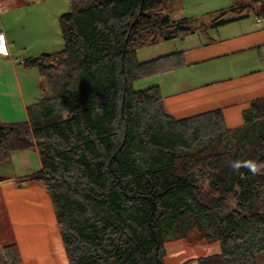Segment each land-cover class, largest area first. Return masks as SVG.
I'll list each match as a JSON object with an SVG mask.
<instances>
[{
    "label": "trees",
    "instance_id": "1",
    "mask_svg": "<svg viewBox=\"0 0 264 264\" xmlns=\"http://www.w3.org/2000/svg\"><path fill=\"white\" fill-rule=\"evenodd\" d=\"M70 1L64 49L24 62L48 90L27 120L0 121V163L39 153L41 168L22 179L47 189L69 264H164L165 243L191 230L219 243L199 264H264V167H244L264 166V97L235 128L221 109L177 118L159 87L134 88L186 64L183 51L138 57L198 30L171 18L176 0ZM251 11L264 14V0L233 5L210 25ZM0 264H23L16 242L0 243Z\"/></svg>",
    "mask_w": 264,
    "mask_h": 264
},
{
    "label": "crops",
    "instance_id": "2",
    "mask_svg": "<svg viewBox=\"0 0 264 264\" xmlns=\"http://www.w3.org/2000/svg\"><path fill=\"white\" fill-rule=\"evenodd\" d=\"M57 6L56 0H0V32L8 49L6 54L0 52L3 121L27 120L28 105L46 92L45 77L39 71L35 75L24 62L52 48L55 22L60 26ZM208 27L207 34L196 30L183 40L160 42L174 44L157 56L183 51L186 64L140 79L144 87L138 89L159 87L167 112L177 118L221 109L226 125L239 127L243 111L253 100L264 97V14L251 11ZM1 45L4 48L3 41ZM40 168L36 149L13 151L9 162L0 163L6 220L23 264H69L47 189L38 181L22 179Z\"/></svg>",
    "mask_w": 264,
    "mask_h": 264
},
{
    "label": "rangeland",
    "instance_id": "3",
    "mask_svg": "<svg viewBox=\"0 0 264 264\" xmlns=\"http://www.w3.org/2000/svg\"><path fill=\"white\" fill-rule=\"evenodd\" d=\"M58 2V6L56 10L59 12L60 17L63 14H66L70 10L71 1L70 0H56ZM249 0H176L172 2H168V10L167 12L170 14L171 18L174 20H179L184 17H191L192 25H197L198 30H202L203 33L207 34V29L210 26L209 24L212 20L218 15L221 14L223 10H219L216 12L213 9H228L233 5H236L239 9L241 6L246 5ZM232 4V6H228ZM216 5L213 8L212 6ZM228 6V7H227ZM212 7V8H210ZM226 7V8H225ZM225 11V10H224ZM231 14V12L227 13L225 16ZM207 23V27H203L202 24ZM55 32H54V41L52 43V48H48L47 53L58 52L64 49L65 42L63 37V32L61 25L59 26L57 22H55ZM207 28V29H206ZM207 32V33H206ZM50 36V35H49ZM204 37V35H203ZM173 41V40H170ZM163 45L160 43L158 46H150L143 48L139 51L138 55L141 60L152 59L157 57V55L161 54L163 51H167V47H172L173 42H169ZM172 49V48H171ZM19 65V64H18ZM35 75L38 74L37 67H32ZM37 68V69H35ZM38 76V75H37ZM137 80L134 82V88L139 90L138 88L144 87L142 82ZM45 90H48V83L45 78L44 81ZM41 97V94L40 96ZM9 121H20V120H9ZM14 238L12 234L11 227L6 220V214L4 212L2 197L0 194V243L1 245L13 243ZM166 254L164 256V264H199V258L202 256H207L210 254H214L219 252V243L217 242H208L199 237V233L196 230H191L188 232L185 238L179 239H171L165 243Z\"/></svg>",
    "mask_w": 264,
    "mask_h": 264
},
{
    "label": "clouds",
    "instance_id": "4",
    "mask_svg": "<svg viewBox=\"0 0 264 264\" xmlns=\"http://www.w3.org/2000/svg\"><path fill=\"white\" fill-rule=\"evenodd\" d=\"M240 163L239 162H233L232 163V167L235 168V169H238L240 167ZM244 167H247L248 170L255 174L257 173L259 170H260V167H264V166H258L257 163L255 161H249L248 163H246L244 165Z\"/></svg>",
    "mask_w": 264,
    "mask_h": 264
},
{
    "label": "built area",
    "instance_id": "5",
    "mask_svg": "<svg viewBox=\"0 0 264 264\" xmlns=\"http://www.w3.org/2000/svg\"><path fill=\"white\" fill-rule=\"evenodd\" d=\"M0 37H2V40H0V52L6 54L8 52V49H7V46L4 42V34L2 32H0ZM2 41H3L4 48L1 45Z\"/></svg>",
    "mask_w": 264,
    "mask_h": 264
},
{
    "label": "snow or ice",
    "instance_id": "6",
    "mask_svg": "<svg viewBox=\"0 0 264 264\" xmlns=\"http://www.w3.org/2000/svg\"><path fill=\"white\" fill-rule=\"evenodd\" d=\"M0 40H2V37H0Z\"/></svg>",
    "mask_w": 264,
    "mask_h": 264
}]
</instances>
